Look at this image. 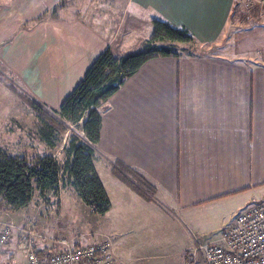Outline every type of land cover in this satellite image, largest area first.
Segmentation results:
<instances>
[{"label": "crops", "instance_id": "0c3cea01", "mask_svg": "<svg viewBox=\"0 0 264 264\" xmlns=\"http://www.w3.org/2000/svg\"><path fill=\"white\" fill-rule=\"evenodd\" d=\"M67 1L0 0V63L51 110L59 109L104 49L115 56L136 51L141 33L149 38L152 19L185 27L197 42L217 41L226 38L236 2L123 0L128 11L123 19L113 10H90L92 17L78 7L71 11L64 8ZM122 21L127 30L115 35L114 26ZM229 40L220 55L148 59L102 105L93 164L109 209L125 199H144L113 173L115 161L153 185L146 202L156 201L183 220L191 217L189 222L227 203L242 210L264 196V22L233 31ZM31 201L0 210V229L5 223L15 227L0 264L25 263L18 247L25 222L34 223L35 248L42 256L56 245V236L70 238L58 222L48 223L49 215L30 212ZM157 209L162 210L158 205L139 210L149 234L157 232ZM142 254L143 264H164L157 262V246L144 247ZM175 261L166 264L183 262Z\"/></svg>", "mask_w": 264, "mask_h": 264}, {"label": "rangeland", "instance_id": "374dc122", "mask_svg": "<svg viewBox=\"0 0 264 264\" xmlns=\"http://www.w3.org/2000/svg\"><path fill=\"white\" fill-rule=\"evenodd\" d=\"M242 1L235 2L226 28L228 31L226 38L212 42L168 44L180 54L220 55L227 52L228 49H221V45L230 42L233 31L264 22V3L253 0L244 7ZM124 4L123 0H82L76 5L74 0H68L64 8L75 11V7H78L77 11L81 10L89 15H91L90 10L104 13L106 10H113L118 16L123 14L124 19V14H128L126 8L122 9ZM90 6L92 9L89 8ZM113 17L115 18L111 16L112 19ZM107 23L109 25L111 22ZM125 26L123 21L122 24H116L115 35H121L123 30L126 31ZM140 37L144 39L137 38L135 46L137 50L143 49L148 39V37L145 38L144 32ZM13 88L27 97H33L23 88L18 78L0 63V147L8 154L24 155L29 159L54 154L59 173L62 174L63 147L68 132L54 133L52 141L55 147L51 148L45 144L38 136L41 122L37 113L17 96ZM55 117L58 118V116ZM69 128L76 130L72 124ZM61 183L65 187H60L58 194L48 191L40 197L34 189L30 212L36 211L49 215L48 223L53 225L58 222V227L62 228L60 230L62 234L70 236V242L77 241L82 244L102 239L110 240L113 252L128 264L145 263L146 261H138L143 258V248L156 246L157 262L166 264V262H176L175 260L179 262L187 260L191 257L195 245L217 241L222 231L233 221L234 216L239 211H243L235 204L227 203L216 210L200 212L195 220L189 222L191 217L187 218L188 221L183 220L176 213L162 208L160 203L156 204V201L148 203L146 199L139 198L125 199L121 204L113 206L101 215L92 212L69 183H65L64 180ZM60 193H63V196ZM151 205H158L162 210L157 209V232L149 234L140 221L143 215L139 210ZM0 218H2L1 215ZM61 237L65 236L58 235L55 239L59 240ZM143 240L147 242L146 246Z\"/></svg>", "mask_w": 264, "mask_h": 264}, {"label": "trees", "instance_id": "16d2710c", "mask_svg": "<svg viewBox=\"0 0 264 264\" xmlns=\"http://www.w3.org/2000/svg\"><path fill=\"white\" fill-rule=\"evenodd\" d=\"M56 11V8L53 9L50 16L54 17ZM150 25V36L143 49L121 56H115L109 47L104 49L64 98L58 110H51L34 97H27L13 88L17 96L37 113L41 122L38 134L45 144L55 147L52 141L55 132L68 134L63 147L62 174L52 155L29 159L8 154L0 147V210H17L27 206L34 189L40 197L48 191L58 194L60 187H65L62 180L73 187L92 212L102 215L109 209L110 201L93 164L101 131L100 108L125 79L148 59L180 55L168 43L196 42L188 29L167 20L152 19ZM70 124L76 130L70 129ZM114 163L112 171L117 178L149 200L154 194L153 185L137 170L118 161Z\"/></svg>", "mask_w": 264, "mask_h": 264}, {"label": "built area", "instance_id": "2783aa9c", "mask_svg": "<svg viewBox=\"0 0 264 264\" xmlns=\"http://www.w3.org/2000/svg\"><path fill=\"white\" fill-rule=\"evenodd\" d=\"M253 0H243L246 7ZM264 3V0H256ZM239 211L217 241L195 245L191 257L172 264H264V196ZM15 229L5 223L0 229V254ZM35 225L20 227L18 247L25 256L22 264H126L117 258L108 239L74 245L66 237L42 256L35 248ZM3 264H21L9 261Z\"/></svg>", "mask_w": 264, "mask_h": 264}]
</instances>
